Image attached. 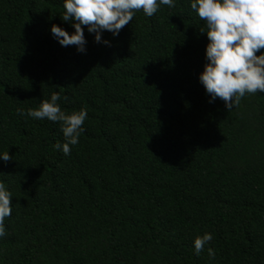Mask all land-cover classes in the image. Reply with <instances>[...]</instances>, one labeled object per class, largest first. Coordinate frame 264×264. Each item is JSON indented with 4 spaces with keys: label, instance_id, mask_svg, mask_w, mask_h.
I'll use <instances>...</instances> for the list:
<instances>
[{
    "label": "trees",
    "instance_id": "trees-1",
    "mask_svg": "<svg viewBox=\"0 0 264 264\" xmlns=\"http://www.w3.org/2000/svg\"><path fill=\"white\" fill-rule=\"evenodd\" d=\"M190 2L137 11L109 45L85 26L80 53L50 32L74 31L62 0H0V264H264V92L209 103ZM54 91L88 113L69 155L59 122L26 115Z\"/></svg>",
    "mask_w": 264,
    "mask_h": 264
},
{
    "label": "clouds",
    "instance_id": "clouds-1",
    "mask_svg": "<svg viewBox=\"0 0 264 264\" xmlns=\"http://www.w3.org/2000/svg\"><path fill=\"white\" fill-rule=\"evenodd\" d=\"M162 6L175 7V0H62L63 22L70 24V34L64 28L52 24L50 32L61 46H76L80 53L86 52L85 26L94 33L96 43L109 45L102 40L104 31L118 36L121 29L133 20L137 11L152 17ZM190 8L206 24L208 44L205 48L204 70L199 74V83L209 95V103L217 98L231 111L239 105L246 94L264 92V0H191ZM259 53V55H257ZM60 93L54 91L50 99L41 100L37 108H29L26 115L35 120L47 119L59 122L64 142L57 141L54 148L69 155L71 147L79 143L86 131L83 127L88 117L87 109L71 113L62 110ZM68 100L67 96L63 97ZM18 113L25 114L23 109ZM12 160L9 152L0 153V161ZM12 194L0 183V238L6 233L4 220L12 213ZM211 233L197 235L193 241L195 255L205 250L212 241ZM209 256L214 252L209 247Z\"/></svg>",
    "mask_w": 264,
    "mask_h": 264
}]
</instances>
